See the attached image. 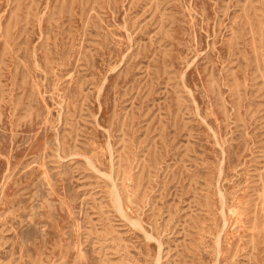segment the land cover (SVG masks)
<instances>
[{
  "label": "rangeland",
  "instance_id": "rangeland-1",
  "mask_svg": "<svg viewBox=\"0 0 264 264\" xmlns=\"http://www.w3.org/2000/svg\"><path fill=\"white\" fill-rule=\"evenodd\" d=\"M0 264H264V0H0Z\"/></svg>",
  "mask_w": 264,
  "mask_h": 264
}]
</instances>
